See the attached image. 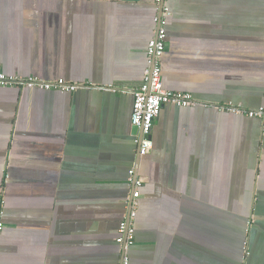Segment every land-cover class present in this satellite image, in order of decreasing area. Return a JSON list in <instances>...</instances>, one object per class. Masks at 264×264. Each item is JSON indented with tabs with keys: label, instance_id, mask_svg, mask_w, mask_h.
<instances>
[{
	"label": "crops",
	"instance_id": "obj_1",
	"mask_svg": "<svg viewBox=\"0 0 264 264\" xmlns=\"http://www.w3.org/2000/svg\"><path fill=\"white\" fill-rule=\"evenodd\" d=\"M164 104L139 156L132 92L155 0H0V264H264V0H166Z\"/></svg>",
	"mask_w": 264,
	"mask_h": 264
},
{
	"label": "built area",
	"instance_id": "obj_2",
	"mask_svg": "<svg viewBox=\"0 0 264 264\" xmlns=\"http://www.w3.org/2000/svg\"><path fill=\"white\" fill-rule=\"evenodd\" d=\"M157 12L153 17L155 31L153 37L148 41L146 47L147 67L144 70V79L141 85L136 88L133 94V103L131 110V125L140 130L141 137L135 135V142L138 145L139 156H144L152 149V140L150 133L154 120L158 117L161 107L164 104H174L181 107L196 105L197 101L189 92L171 91L163 87L161 78L160 58L163 54L166 41V26L172 12L167 5L166 0H155ZM19 83L28 88L35 86L43 89H58L60 91H70L78 87L76 84L67 83L63 79L51 81L40 80L36 77L22 79L16 76H7L0 73V85H11ZM223 111L234 113H245L249 117H260L264 128V107L257 109H244L229 105H220L218 107ZM134 170H129V180L133 182V191L129 203V212L126 219L122 220L118 232L120 236L118 241L122 246L121 264H130L127 255L128 248L134 242V227L131 223L135 218L137 210V198L139 197V187L142 185L140 180L134 179ZM2 224L0 223V229Z\"/></svg>",
	"mask_w": 264,
	"mask_h": 264
},
{
	"label": "water",
	"instance_id": "obj_3",
	"mask_svg": "<svg viewBox=\"0 0 264 264\" xmlns=\"http://www.w3.org/2000/svg\"><path fill=\"white\" fill-rule=\"evenodd\" d=\"M132 130H133L134 134H138L139 137H141L140 130L137 127L133 126ZM130 201H131V199H130Z\"/></svg>",
	"mask_w": 264,
	"mask_h": 264
}]
</instances>
